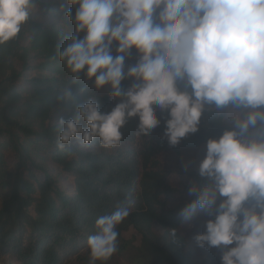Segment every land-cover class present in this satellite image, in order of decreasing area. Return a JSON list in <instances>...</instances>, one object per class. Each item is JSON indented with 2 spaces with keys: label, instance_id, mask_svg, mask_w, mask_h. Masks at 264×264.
<instances>
[{
  "label": "clouds",
  "instance_id": "obj_1",
  "mask_svg": "<svg viewBox=\"0 0 264 264\" xmlns=\"http://www.w3.org/2000/svg\"><path fill=\"white\" fill-rule=\"evenodd\" d=\"M37 3L0 0V44L18 36ZM64 4L78 7L74 16L72 7L65 12L75 27L57 46L59 61L74 81L83 73L119 102L107 113L91 98L77 104L74 118L56 123L58 150L74 139L81 146L97 140L102 149L117 148L122 129L135 117V135L151 136L161 123L157 107L170 117L164 136L176 146L199 130L206 108L230 106L233 127L206 141L198 175L207 183L191 184L192 199L180 215L189 228L206 218L194 240L200 249L220 250L221 264H264V0ZM124 80L131 81L127 89ZM65 96H71L67 89ZM129 215L127 207H117L96 220V233L87 240L89 264L117 252V226Z\"/></svg>",
  "mask_w": 264,
  "mask_h": 264
},
{
  "label": "trees",
  "instance_id": "obj_2",
  "mask_svg": "<svg viewBox=\"0 0 264 264\" xmlns=\"http://www.w3.org/2000/svg\"><path fill=\"white\" fill-rule=\"evenodd\" d=\"M68 7L74 16L78 6L38 0L18 36L0 44V259L89 264L87 240L96 233V220L127 207L130 215L117 226L116 255L136 252L133 264H195L180 213L192 199L191 184L207 181L196 172L167 169L165 159L231 130L227 116L232 109L206 108L199 130L176 146L164 136L170 117L157 107L161 123L151 136L135 135V117L122 129L117 148L102 149L97 140L81 146L74 139L58 150L56 123L74 118L77 104L91 98L107 113L119 102L108 88L104 93L95 89L83 73L74 81L59 61L57 46L75 27L65 18ZM135 59L126 60V66ZM130 84L122 81L125 89ZM131 229L140 237L138 249L122 241ZM213 249H203L205 259L198 264H208ZM113 256L96 264H110Z\"/></svg>",
  "mask_w": 264,
  "mask_h": 264
},
{
  "label": "rangeland",
  "instance_id": "obj_3",
  "mask_svg": "<svg viewBox=\"0 0 264 264\" xmlns=\"http://www.w3.org/2000/svg\"><path fill=\"white\" fill-rule=\"evenodd\" d=\"M43 2H52V1H62V0H41ZM107 87L102 90V93L106 91ZM227 124L233 127L232 122L228 119ZM251 131V129H250ZM206 153V143L201 145L198 148L191 149L189 151L183 152L179 157H166V168L167 169H179L183 172H196L198 173V167L200 161L205 157ZM187 165V168L185 167ZM205 217H199L195 222L192 228L186 226L184 230V236L187 239V244L189 249L192 251V255L195 261V264H198L201 259H205L204 256L201 257L203 249L197 247L194 240V236L198 233H201L204 229ZM122 241L125 243L131 244L132 248L138 249L140 245V237L136 234L134 230H129L128 232L122 235ZM228 248H231L227 246ZM221 251L218 249H213L211 256L206 257L208 264H221ZM136 252L128 251L120 255H114L113 260L110 264H133L134 257ZM0 264H14L10 259L1 258Z\"/></svg>",
  "mask_w": 264,
  "mask_h": 264
}]
</instances>
